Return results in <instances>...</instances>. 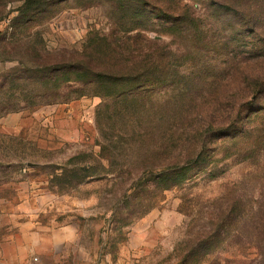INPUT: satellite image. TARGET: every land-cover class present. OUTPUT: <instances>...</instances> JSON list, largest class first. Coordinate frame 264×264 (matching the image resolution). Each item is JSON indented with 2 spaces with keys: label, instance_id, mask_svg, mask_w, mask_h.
<instances>
[{
  "label": "rangeland",
  "instance_id": "obj_1",
  "mask_svg": "<svg viewBox=\"0 0 264 264\" xmlns=\"http://www.w3.org/2000/svg\"><path fill=\"white\" fill-rule=\"evenodd\" d=\"M20 4L0 0V31H12ZM195 7L201 20L195 32L160 38L182 73L178 87L190 91L185 101L173 87L156 91L154 99L166 97L168 108L128 114L134 130L111 110L97 114L109 101L93 90L46 103L51 86L4 87V77L21 67L0 50V264H264V170L255 168L264 160V136L211 143L222 153L215 176L190 168L185 184L159 197L138 192V181L126 172L138 166L136 145H159L171 132L182 139L195 135V115L186 116L193 84L182 75L208 66L209 77L197 86L208 94L218 81L215 72L264 45L239 33L234 21ZM108 17L106 6L71 4L40 16L24 35L43 55L79 49L89 34L111 31ZM129 145L124 158L107 156Z\"/></svg>",
  "mask_w": 264,
  "mask_h": 264
},
{
  "label": "trees",
  "instance_id": "obj_2",
  "mask_svg": "<svg viewBox=\"0 0 264 264\" xmlns=\"http://www.w3.org/2000/svg\"><path fill=\"white\" fill-rule=\"evenodd\" d=\"M20 1L16 15L10 19L12 31H0V50L8 56L6 60L21 67L11 78L4 77V87L8 84L51 86L54 93L44 101L46 103L72 100L93 90L95 95L109 101L97 114H103L104 109L111 110L116 118H126L125 126L133 130L135 126L127 118L128 114L164 112L168 108L166 97L154 99L156 91L173 87L180 92V101H185L186 98L181 100V97L190 91L189 87H178L179 82L175 79L182 73L174 62L170 45L160 38L184 31L195 32L201 23L195 6L200 5L217 19L234 21L239 33L259 37L264 43V0ZM71 4L78 8L106 6L111 31L89 34L79 49H63L43 55L30 47L33 43L28 39L30 34L25 37L24 33L33 28L35 20L58 13ZM149 34L157 38L152 39L147 36ZM190 46L197 47L194 43ZM22 52L27 57L24 58ZM246 54L230 60L225 72H215L218 81L208 94L197 92L200 81L209 77L208 66L182 75L193 84L192 109H186V116L195 115L196 122L191 125L195 135L182 139L174 137L171 132L163 135L159 145L147 149L136 145L134 157L138 166L126 172L129 173L128 179L138 181V192L149 191L159 197L161 193L185 184L190 168L200 169L211 178L215 176V163L222 153L218 147L211 149L208 145L264 136V45ZM64 89L67 93L63 92ZM147 104L150 106L146 107ZM131 148L129 145L105 150H109V158H124L125 150ZM257 165L256 170H264L261 157ZM146 177L149 183H141ZM232 212L237 217V210Z\"/></svg>",
  "mask_w": 264,
  "mask_h": 264
}]
</instances>
